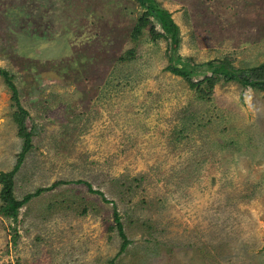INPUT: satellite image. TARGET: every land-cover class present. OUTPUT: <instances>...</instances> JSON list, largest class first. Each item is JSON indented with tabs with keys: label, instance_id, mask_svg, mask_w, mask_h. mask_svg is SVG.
I'll return each instance as SVG.
<instances>
[{
	"label": "rangeland",
	"instance_id": "1",
	"mask_svg": "<svg viewBox=\"0 0 264 264\" xmlns=\"http://www.w3.org/2000/svg\"><path fill=\"white\" fill-rule=\"evenodd\" d=\"M156 2L184 58L264 62V0ZM143 11L138 0H0V66L34 132L15 194L67 181L16 220L0 213V264H110L115 209L131 242L117 264H264V91L221 81L202 97L167 69L169 41L151 24L134 38ZM11 96L0 75V172L23 143Z\"/></svg>",
	"mask_w": 264,
	"mask_h": 264
},
{
	"label": "trees",
	"instance_id": "2",
	"mask_svg": "<svg viewBox=\"0 0 264 264\" xmlns=\"http://www.w3.org/2000/svg\"><path fill=\"white\" fill-rule=\"evenodd\" d=\"M140 5L144 8L143 13L137 19L134 26L133 36L136 38L144 28L151 24V32L154 38L162 36L169 41V65L167 69L172 73L183 77L191 87H196L202 97L210 96L216 85L221 82H237L245 88H254L264 91V62L248 67L235 66L232 59L228 56L224 58L212 59L203 63H196L192 60L186 59L177 52L180 44L179 26L175 22L170 11L166 8L160 7L156 0H138ZM155 22L160 26L159 32L154 25ZM134 51V50H131ZM134 52L130 55L134 56ZM126 57L121 56L124 60ZM0 75L4 77L5 82L9 86L12 96V102L15 107L13 114L14 121L18 127V135L22 138V149L18 154L15 166L9 171L0 172V183L2 188L0 191L1 205L0 213L16 220L20 209L29 202L33 197L41 193L54 189L59 184L66 183L65 180L55 181L50 186L39 187L36 191L26 194L22 199H19L15 194L16 175L23 165L26 155L33 148L34 132L28 125V118L30 111L23 105L20 92L13 81V75L6 69L0 66ZM77 182H84L88 185L91 192L100 194L105 198L103 192L95 190L92 184L86 180H76ZM115 229L122 239L120 249L110 261V264H117L116 258L126 251L128 245L131 243L126 235L123 223L119 212L114 211Z\"/></svg>",
	"mask_w": 264,
	"mask_h": 264
}]
</instances>
